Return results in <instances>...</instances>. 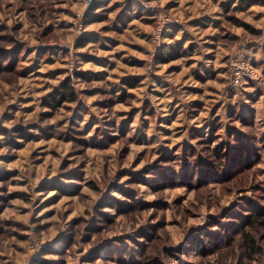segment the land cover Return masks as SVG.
<instances>
[{"label":"rangeland","instance_id":"obj_1","mask_svg":"<svg viewBox=\"0 0 264 264\" xmlns=\"http://www.w3.org/2000/svg\"><path fill=\"white\" fill-rule=\"evenodd\" d=\"M41 1H0V48L9 47L4 38L21 48L16 71L0 73V172L15 174L0 181V264H126L124 242L127 252L145 245L136 264H244L237 236L235 246L211 255L187 244L215 219L224 222V213L234 219L233 206L241 196L250 198L249 188L264 196V67L258 49L264 16L254 15L264 11L240 17L235 0H228L231 14L253 21L254 32L230 24L239 33L229 26L226 40H208L215 45L205 64L195 59L187 66L182 59L158 65L153 59L163 41L187 44L194 36L195 44L202 42L210 29L201 21L219 1L102 0L92 12L87 0H44L49 7ZM164 16L169 22L157 34ZM151 17L154 26L146 22ZM233 57L253 65L262 81L229 88ZM196 69L205 77L201 84L186 75ZM77 72L75 102L56 110L42 104L46 93ZM130 76L138 79L132 88L122 83ZM194 99L203 100L195 117L204 127L191 141L182 120ZM238 107L257 134V142L249 143V169L230 166V151L223 149L231 144L227 131L237 136L236 128L252 130L237 115L235 128L229 124L226 114ZM182 143L195 144L194 164ZM160 146L168 148L163 156L169 160L158 158ZM223 152L229 169H221ZM164 175L175 178L164 181ZM144 232L154 238L146 241Z\"/></svg>","mask_w":264,"mask_h":264},{"label":"trees","instance_id":"obj_2","mask_svg":"<svg viewBox=\"0 0 264 264\" xmlns=\"http://www.w3.org/2000/svg\"><path fill=\"white\" fill-rule=\"evenodd\" d=\"M1 1V0H0ZM40 1V0H39ZM257 1V0H256ZM255 1V2H256ZM45 6L48 5L49 3L45 2L44 0L41 1ZM254 2V3H255ZM252 3V2H251ZM253 3V4H254ZM102 6V0H92L91 6L89 11H95L100 9ZM221 6L224 9V18L227 23H230L232 25H237L245 28L247 31L250 33L254 32V22L250 21H245L243 18L241 19H236L233 14L229 13V3L225 0L221 1ZM263 6H264V1H263ZM39 7H43V5H39ZM47 7V8H48ZM42 9V8H41ZM130 10V6H127V9H122L119 13V15L116 16L117 21H121L124 17V13H127ZM245 17H248L245 15ZM152 18V17H151ZM253 20V19H252ZM145 21V20H144ZM151 26H154V20L153 18L150 20H146ZM1 27V26H0ZM165 33H163L162 38L164 39ZM42 37H46L43 34H41ZM173 37V36H171ZM2 38V37H0ZM3 39V38H2ZM6 39L7 45L9 44V47L2 46L0 48V73L8 71V72H13L16 71V63L19 60V55H20V46H18L13 38H4ZM187 42V40H186ZM82 45L81 42H78V45ZM198 46V47H196ZM205 45L204 43H201L199 45H196L193 41L188 42L185 44L184 39H174L172 42L167 43L164 42L160 45L158 53L154 57L153 61L155 64L158 63L160 64H165L169 62H175L179 61L182 59H185L186 64L188 66H191L195 62V56L197 54L201 55V57L197 58V63L200 60L201 62H205L206 55L205 54ZM260 51V59H259V64L263 65L264 67V45H262L260 48H258ZM200 73H202L199 69H196V72L190 73L189 71L186 72L187 76H193L192 82H196L201 84L202 82L205 81V77H203ZM73 77L75 78H81V73H75L74 76H66L62 82L58 84V86L54 87L50 92L46 93L43 98H42V104L52 110H56L59 107H61L65 103H72L77 100V93L74 90L73 87ZM138 82V79L136 77H127L125 80L122 81V83L129 87L132 88L136 83ZM255 85V83H253ZM257 86V85H256ZM256 90L258 91L261 86L256 87ZM236 90V89H234ZM176 93H180L181 91H175ZM233 91H229L226 93L231 94ZM202 101L200 99H194L189 102H187L188 106L186 108V112L183 117V124H182V129H184V136L186 135L191 141L195 140L196 138H199V133L202 132V128L204 127L203 124L199 122V120L195 117L196 113L198 110L204 109L202 106ZM235 115L240 116L241 123L242 124H248V125H243L247 126L250 129L249 134L245 132L244 130L240 128H236V135H232V132L229 130L226 132L227 137H231V144L230 147L227 149L225 146H223V149L227 153V151H230L229 158L228 160H231L232 163H230V166L235 167L237 165L243 167H248L247 169L251 168L252 162L249 161V150H250V144H255L256 139V133H253L252 131L254 130V122L250 118L248 120L245 112L243 111L242 107H238L235 111L233 112H228L226 114V117L229 120V124L231 125L232 128H235L236 126V118ZM208 120V119H207ZM248 121V122H247ZM217 120L214 121V124H216ZM237 122H239L237 120ZM208 125V124H207ZM210 125H213V123L210 122ZM211 126L208 125V128ZM213 127V126H212ZM214 128V127H213ZM230 128V129H232ZM212 129V128H211ZM262 137L264 136V128L261 133ZM234 142V143H233ZM259 142V141H258ZM183 144V143H182ZM264 144V142H263ZM182 150L184 154L191 159L189 163L193 161V164L199 159L198 154L196 155V146L195 144H187L186 146L183 144L181 145ZM215 148V147H214ZM158 149H163L162 153L158 156L161 160H169L168 156H163V154L168 152V148L166 147H159ZM221 150V149H220ZM215 152V150H214ZM223 152L221 155L218 156V159L220 163H223L221 169H229L228 164H224V161L226 160V154ZM163 162V161H162ZM166 161H164V165L168 164ZM201 168L200 166H197ZM14 172L10 171H3L0 172V181H8L12 177H14L15 174ZM175 177H177V172L174 173ZM167 179L164 181H167L171 178V176H163V178ZM54 189L63 191V185L59 182H53ZM261 188H264L263 186H259ZM251 196L248 199H244L241 196L240 202H236V204L233 206L235 207L236 212H234L232 215H235L234 219L231 218L230 213H224L222 222L217 219H215L212 224L209 225V228L206 231H203L201 233L195 234L192 238V244L188 243L187 247H191L192 250H195L198 254L200 255H211L214 252H216L220 247H224L226 245L232 244L233 239L237 236L241 243V251H242V256H243V263L244 264H251L253 261H258L260 264H264V247L261 241L264 239V232L262 233V236L258 237L254 235L255 232H257L259 229H264V196L263 199H259V196H256L255 193H253V190L249 188ZM233 219V220H232ZM218 224L221 228L218 231L213 232L211 228L213 226H216ZM153 228L152 226H149ZM152 233V232H151ZM144 232L142 235L145 240H149L152 236L154 238V235ZM201 234V236H200ZM151 238V239H153ZM235 246V244L233 243ZM125 250L124 254L126 253L129 255L128 258H125L126 264H136L135 261H137V258H144L145 257V245L142 244L141 248L139 250L135 249H129L127 252V246L125 245ZM137 246V245H136ZM189 249V248H188ZM238 249V248H237ZM51 251H55L54 249H50ZM109 252V250H108ZM125 257V256H124ZM188 264V263H187ZM190 264V263H189ZM233 264H242L241 262H238L235 260Z\"/></svg>","mask_w":264,"mask_h":264},{"label":"crops","instance_id":"obj_3","mask_svg":"<svg viewBox=\"0 0 264 264\" xmlns=\"http://www.w3.org/2000/svg\"><path fill=\"white\" fill-rule=\"evenodd\" d=\"M212 1H219L218 7H217L218 9H215V7H213L214 10L209 11L208 12L209 15L204 16V17L207 18V20L206 19H202V21H201L202 26H204L203 28L210 29L209 33L205 34V36H203V38H201L202 42L198 41L199 43H196V45H199V44L204 42L205 54H207L206 56L210 55L209 51H210L211 47L215 45L214 43L208 42V40H210V41H218V42H219V40H226L228 38V36H226L227 34L225 32V28L230 26V23H227L225 18H224V15H225L224 12L225 11H224V9L221 6V1L222 0H212ZM225 1H227L229 3L228 10L231 13V8H230L231 1L230 2L228 0H225ZM255 1L256 0H235L232 3V5H236L234 7H236V10H238V13L240 14V17H241L242 14H247L248 16H250V13L252 12L253 9H256L259 12H263L264 11V10H261V9L258 10V7L259 8H264L263 0H257L256 1L257 3H254ZM213 8L211 6L209 7V9H213ZM262 14L263 13L258 14V13L255 12L254 15L255 16L261 15L263 17L264 14L263 15ZM232 27L235 29V31L237 29V32L239 33V28L238 27L230 26V28H232ZM201 30H204V29H201ZM194 39H195V37L192 36V38L190 39V42H192ZM230 39H232V38H230ZM199 57H201V55L199 56L197 54V56H195V59H197ZM206 59H205V62H206ZM205 62H204V64H205Z\"/></svg>","mask_w":264,"mask_h":264},{"label":"built area","instance_id":"obj_4","mask_svg":"<svg viewBox=\"0 0 264 264\" xmlns=\"http://www.w3.org/2000/svg\"><path fill=\"white\" fill-rule=\"evenodd\" d=\"M169 22L167 17H161L157 23V34L162 30V27ZM159 37V36H158ZM158 39V38H157ZM229 88H238L240 86L261 82V75L257 69L249 62L239 58L233 57L229 61ZM20 264H27L21 262Z\"/></svg>","mask_w":264,"mask_h":264},{"label":"water","instance_id":"obj_5","mask_svg":"<svg viewBox=\"0 0 264 264\" xmlns=\"http://www.w3.org/2000/svg\"><path fill=\"white\" fill-rule=\"evenodd\" d=\"M91 1H92V0H87L88 4H90V3H91Z\"/></svg>","mask_w":264,"mask_h":264}]
</instances>
